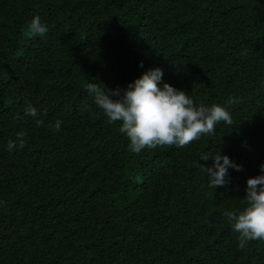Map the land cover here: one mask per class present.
Segmentation results:
<instances>
[{
    "label": "trees",
    "instance_id": "trees-1",
    "mask_svg": "<svg viewBox=\"0 0 264 264\" xmlns=\"http://www.w3.org/2000/svg\"><path fill=\"white\" fill-rule=\"evenodd\" d=\"M157 67L233 124L130 152L84 85L126 89ZM216 152L243 170L214 189L197 165ZM261 164L264 0H0V264H264V240L240 248L223 215Z\"/></svg>",
    "mask_w": 264,
    "mask_h": 264
},
{
    "label": "clouds",
    "instance_id": "clouds-1",
    "mask_svg": "<svg viewBox=\"0 0 264 264\" xmlns=\"http://www.w3.org/2000/svg\"><path fill=\"white\" fill-rule=\"evenodd\" d=\"M30 34L45 36L48 33L46 24L40 17L32 19L28 26ZM143 67V62L140 63ZM163 71L153 68L145 71L139 78L127 85L126 89H106L98 83H86L84 88L93 99V103L104 113L110 123H120L119 132L128 141L129 151L139 154L145 148L164 146L186 147L204 135H212L216 125L223 122L233 124L230 113L224 106L212 104L196 105L185 92L162 82ZM112 97H115L113 99ZM229 106L238 103L231 97ZM88 107H84L87 111ZM26 116L35 119L36 127L44 124L37 118L38 109L28 104L24 109ZM46 114V112H45ZM63 121L56 120L49 125L53 131H60ZM25 133L17 132L16 139H10L7 149L25 147ZM201 161L211 159L212 166L198 164L208 176V186L216 189L228 181V169L242 171V165L233 162L227 155L216 152L215 155H202ZM261 175L248 178L246 196L242 199L244 207L240 210H226L223 215L233 231L238 233L239 247L244 248L250 241L264 240V164L260 165Z\"/></svg>",
    "mask_w": 264,
    "mask_h": 264
}]
</instances>
